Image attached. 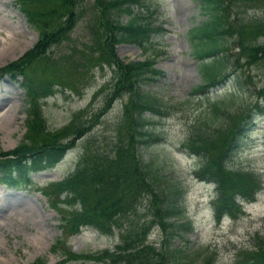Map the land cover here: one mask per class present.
Here are the masks:
<instances>
[{
  "label": "trees",
  "instance_id": "16d2710c",
  "mask_svg": "<svg viewBox=\"0 0 264 264\" xmlns=\"http://www.w3.org/2000/svg\"><path fill=\"white\" fill-rule=\"evenodd\" d=\"M27 23L34 28L37 38L32 46L17 59L0 67V75L20 79V87L27 97L24 133L9 151H0V183L5 186H30V174L51 168L71 149L76 140L88 132L116 99L123 98L122 111L107 151L88 148L76 161L74 169L56 182H49L39 191L49 205L60 213L62 236L77 233L90 226L103 234H111L113 227L120 230V241L111 250L99 253H74L63 247L65 261L90 260L107 264H176L179 248H156L147 241L150 222L134 217L140 201L149 196V207L154 206L155 222L170 228L168 235L185 231L190 222L182 220L179 192L160 184L158 171L138 155L137 146L157 139L147 131L149 118L164 113V103L155 93L141 89L142 83L152 82L164 73L155 67L154 54L141 61L124 63L117 58L114 45L132 44L144 54L152 45V38L164 31L152 25L134 7L143 8L140 0H14ZM88 2V8L86 3ZM246 8H257L262 15L244 19ZM243 10V11H241ZM147 11L150 16L153 11ZM200 13L205 14L188 31L192 53L202 82L190 89L191 94L207 97L215 88L234 77L237 68L264 64V0H200ZM147 15V16H148ZM126 19L123 20V17ZM86 19L87 39L79 45L54 53L52 47L67 41L72 30ZM230 39V43H227ZM231 47L235 49L229 53ZM111 69L103 102L97 111L82 122L81 111L71 115L69 122L50 130L41 110L40 101L57 88L78 93L85 73L91 68ZM237 85H235L236 87ZM104 90L99 88V91ZM97 94L96 92L93 95ZM264 97V89L255 91V99L248 106H237L229 111L230 96L212 99V114H225L227 119L213 129L203 120L193 126L181 149L200 158L193 171L200 180L211 181L217 192L214 216L232 218L243 213L241 202L252 201L261 189L258 177L251 171L229 165V156L237 145L244 125L255 109L264 114L257 103ZM246 112L243 114V110ZM149 113V117L146 115ZM159 184V185H158ZM166 190H165V189ZM168 191L167 193L164 192ZM64 237L55 246L63 245ZM165 249V250H164ZM184 259L188 255H183ZM33 264H43L38 259ZM202 264H211L205 258ZM233 264H264V236L255 234L253 245L236 253Z\"/></svg>",
  "mask_w": 264,
  "mask_h": 264
},
{
  "label": "rangeland",
  "instance_id": "374dc122",
  "mask_svg": "<svg viewBox=\"0 0 264 264\" xmlns=\"http://www.w3.org/2000/svg\"><path fill=\"white\" fill-rule=\"evenodd\" d=\"M85 3L88 8V2ZM140 4L143 8L134 7V11L138 10L146 21L160 25L164 31L152 38V45L144 54L137 47L123 43L115 46V53L118 59L137 61L156 52L153 67L162 70L164 76L142 83L140 87L155 93L164 103L165 112L149 118L147 131L156 135L157 139L139 144L137 151L143 162L149 164V170L158 171L160 184L179 192L177 203L181 207L180 215L182 220L190 221V228L170 237V228L165 226L162 229L155 222V209L152 205L149 207V196H145L137 205L134 217L139 222L153 221L147 241L156 248L167 246L180 249L175 255L176 264H202L205 258L211 264H233L238 250L253 245L255 233L264 236V115L254 114L256 116L244 125L237 145L229 156L232 168L253 171L261 182V189L254 200L242 202L243 214L238 218L215 220L211 203L212 185L194 177L193 171L199 159L181 149V144L199 122L207 120L209 128L213 129L227 119L225 114H212L211 98L230 96L231 100L227 103L229 111L237 106L244 109L251 104L256 98L255 91L264 89V64H243L237 68L240 74L236 79L238 82L233 77L210 89L207 97L191 94L190 89L200 84L202 78L187 31L205 17L200 13V1L140 0ZM146 7L153 11L150 16L144 11ZM261 15L262 11L257 8H246L241 14L247 20ZM85 21V18L79 21L69 39L51 50L58 53L71 45L81 47L79 44L86 41L88 36ZM36 37V31L27 24L14 0H0V67L21 56L32 46ZM229 40L227 43H230ZM233 51L235 49L231 47L229 53ZM111 75V69L106 66L93 67L85 73L78 93L57 88L53 95L42 99L41 110L47 127L57 129L67 124L73 113L81 110L80 119L86 122L89 114L101 106L106 92L105 84ZM19 81V78L8 74L0 75V113L12 107L14 114L10 122L7 119L0 122V151L12 149L24 132L27 97ZM99 88L104 90L99 91ZM94 92L97 94L93 95ZM126 100L125 95L114 100L98 123L76 140L74 147L52 168L31 173L30 187L0 185V264H32L37 259L43 260L44 264H59L65 257L64 246L76 253H95L112 249L120 241V230L115 226L111 234H101L87 226L74 235L62 236L60 213L36 191V187L65 177L87 148L96 152L107 151ZM257 103L263 108L264 97L258 96ZM245 112L246 109L242 113ZM146 115L149 117L150 114ZM61 237L65 238L63 245L54 247L55 241ZM185 254L188 255L187 259L183 258ZM62 264L107 263L77 260Z\"/></svg>",
  "mask_w": 264,
  "mask_h": 264
},
{
  "label": "bare ground",
  "instance_id": "6f19581e",
  "mask_svg": "<svg viewBox=\"0 0 264 264\" xmlns=\"http://www.w3.org/2000/svg\"><path fill=\"white\" fill-rule=\"evenodd\" d=\"M14 117L12 107L7 108L6 111L0 113V122L3 123L6 119L10 120ZM12 123V122H11ZM5 125V124H4ZM7 127V126H6ZM9 127V126H8Z\"/></svg>",
  "mask_w": 264,
  "mask_h": 264
}]
</instances>
